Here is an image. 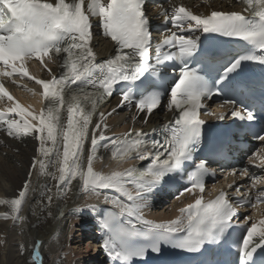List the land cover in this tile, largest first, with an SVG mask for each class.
I'll use <instances>...</instances> for the list:
<instances>
[{
	"label": "snow or ice",
	"instance_id": "snow-or-ice-1",
	"mask_svg": "<svg viewBox=\"0 0 264 264\" xmlns=\"http://www.w3.org/2000/svg\"><path fill=\"white\" fill-rule=\"evenodd\" d=\"M235 2L242 6L241 11L195 14L183 5L173 7L171 14L164 11L165 24L170 23L171 27H165L162 39L154 44L146 8L148 0H0V78L18 86L21 85L16 77L34 81L39 91L23 87L39 96L41 104L39 111L31 105L23 106L0 80V103L9 104L0 111V129L15 139L34 136L39 142L38 155L32 158L27 175L30 178L33 169L38 168L40 175L55 181L41 193L49 204L54 197L66 200L82 192L86 200L102 199L112 206V210H104L103 214L95 204L77 209L78 215L84 210L95 214L103 233L100 247L112 264L143 261L149 253L158 255L164 246L200 254L202 250L213 251L207 245L223 248L231 235L228 230L237 226L246 229L238 249L239 264L249 261L264 264V209H260L259 221L248 215L241 219L239 214L241 208L257 209L258 204H264V187L257 188L262 178L247 167L233 168L231 175L239 172L250 179L249 190L242 196L236 195L241 187L233 181L228 185L232 194L220 190L213 199L205 200L206 178L215 175L208 165L222 156V149L215 150L208 159L198 160L192 170H187L191 165L185 164L192 160L190 144L200 140L206 123L200 118L201 110L204 116L216 120L255 119L253 111L232 99L222 101L227 111L219 114L209 111L207 104L213 96L220 95L221 87L242 92L258 88L264 108V74L253 80L243 71L247 62L252 66L264 65V0ZM97 26L100 34L110 38L114 45V55L101 62H97L93 50L92 30ZM204 34L242 41L245 47H250L251 54L233 58L223 50L205 49L201 44ZM33 59L40 62L50 79L30 74L27 64ZM192 63L203 67L198 70L190 66ZM49 64L62 70L54 73ZM200 71L218 74L219 87L209 89ZM170 77L175 82L167 87ZM133 85L140 90L139 97L129 91ZM118 86L117 107L107 114L100 111L93 121ZM148 88L162 90L142 95ZM165 97L167 110L175 112L159 133L156 129L152 133L129 129L120 136L106 135L108 116L134 105L147 123ZM132 120L135 122L137 115ZM253 139L264 144V133L254 135ZM101 148L110 151L118 165L132 159L151 162L108 173L96 171L93 162ZM248 164L264 170V148L253 152ZM176 172L181 178L186 174V181L176 188L175 198L188 193L195 195L194 201L178 209L180 214L173 220L146 219L144 209L151 206V198L164 188L175 187ZM76 180L78 184H74ZM29 187L30 180L26 179L16 198L0 199V205L10 207V213L0 218L25 219L19 213ZM48 215H52L50 210ZM40 247L41 241L37 240L30 264H43ZM23 251L21 244L20 252Z\"/></svg>",
	"mask_w": 264,
	"mask_h": 264
},
{
	"label": "bare ground",
	"instance_id": "bare-ground-1",
	"mask_svg": "<svg viewBox=\"0 0 264 264\" xmlns=\"http://www.w3.org/2000/svg\"><path fill=\"white\" fill-rule=\"evenodd\" d=\"M184 4L195 14H207L211 10L218 9L228 10L232 5L228 1L220 3L218 0L213 2L186 1ZM161 9L167 10V6ZM97 42L99 49L103 52L110 48V44L102 38ZM23 104L26 107L31 105L33 109L35 108L34 102L30 100ZM7 106L9 104H6ZM110 109L111 107H108L103 112L107 114ZM98 114L99 112L94 115L93 121L98 119ZM169 116V113L153 114L143 126L145 129H150L158 124L159 118ZM143 120V116L140 115L137 117L136 123H133L125 113L117 111L108 116L105 121L108 125L106 135L120 136ZM38 144L39 142L34 136L15 139L0 129V199L16 198L19 191L23 189L24 181L30 180L28 195L19 213L25 219L13 221L0 218V264H30L31 253L37 240L41 241L39 250L43 257V264H105L106 259L103 258L100 243L97 244L92 235L86 233V230L90 232L92 230L95 234L98 232L97 228H93L91 225L93 213L84 210L81 214H77V209L85 204H95L99 208L105 203L102 199L99 201L86 200L85 195L79 192L66 200L54 197L49 204L46 196H42L41 193L46 190V187L54 185L55 181L50 176L40 175L38 168L33 169V175L30 178L27 175L32 158L38 155L36 151ZM131 165L136 164L132 160H128L126 163L118 165L112 158L111 152L102 148L98 151L97 159L93 162L94 169L104 173L122 170ZM48 170L53 171V169ZM78 183V180L74 181V184ZM111 194L119 195L114 192ZM120 198L123 199V197ZM150 205L144 209V216L149 220L170 221L180 214L174 207L166 209V212H159L156 207L158 204H153L152 200H150ZM49 210L52 213L51 216L48 215ZM6 212L10 213V207L0 205V217ZM21 244L24 245L23 253L20 252Z\"/></svg>",
	"mask_w": 264,
	"mask_h": 264
}]
</instances>
